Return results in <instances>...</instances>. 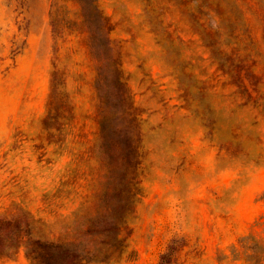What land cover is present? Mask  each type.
Segmentation results:
<instances>
[{
  "label": "rangeland",
  "instance_id": "1",
  "mask_svg": "<svg viewBox=\"0 0 264 264\" xmlns=\"http://www.w3.org/2000/svg\"><path fill=\"white\" fill-rule=\"evenodd\" d=\"M16 217L88 264H264V0H0Z\"/></svg>",
  "mask_w": 264,
  "mask_h": 264
},
{
  "label": "trees",
  "instance_id": "2",
  "mask_svg": "<svg viewBox=\"0 0 264 264\" xmlns=\"http://www.w3.org/2000/svg\"><path fill=\"white\" fill-rule=\"evenodd\" d=\"M25 248L31 264H88L98 262L99 253L80 249L72 242L34 238L24 218L0 219V257H9Z\"/></svg>",
  "mask_w": 264,
  "mask_h": 264
}]
</instances>
